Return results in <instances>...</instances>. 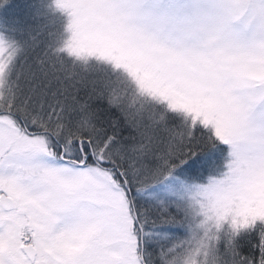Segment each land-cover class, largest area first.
<instances>
[{"label":"snow or ice","instance_id":"6c2138e0","mask_svg":"<svg viewBox=\"0 0 264 264\" xmlns=\"http://www.w3.org/2000/svg\"><path fill=\"white\" fill-rule=\"evenodd\" d=\"M0 264H264V0H0Z\"/></svg>","mask_w":264,"mask_h":264}]
</instances>
